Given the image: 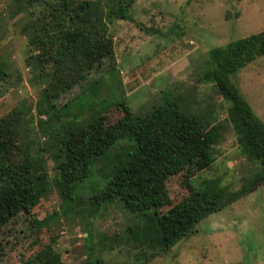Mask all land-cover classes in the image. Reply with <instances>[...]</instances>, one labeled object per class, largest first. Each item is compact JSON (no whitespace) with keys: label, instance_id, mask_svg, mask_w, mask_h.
I'll list each match as a JSON object with an SVG mask.
<instances>
[{"label":"trees","instance_id":"trees-1","mask_svg":"<svg viewBox=\"0 0 264 264\" xmlns=\"http://www.w3.org/2000/svg\"><path fill=\"white\" fill-rule=\"evenodd\" d=\"M14 1L28 19L24 25L31 49L27 66L41 90L36 115L22 106L0 119V230L22 213L32 215L38 201L53 189L62 197L65 210H72L82 200L84 184L97 175L100 181L92 184L84 217L92 225L103 206L115 202L142 216L141 223L125 229L124 237L115 234L111 241L141 252L148 264L171 252L204 219L264 185V121L230 79L264 56V31L214 48L207 55L199 82L214 85L228 104L227 124L218 121L214 110L206 111L192 98L170 91H164L158 104L148 111L136 113L122 98L123 92L112 101L103 96L107 86L103 76L89 80L114 61L110 24L129 21L137 0ZM36 6L40 8L38 15L33 12ZM117 73L116 68L108 70L110 95L123 85ZM6 76L0 68V79ZM74 90H80L79 95L60 106L59 101ZM85 98H89L86 106ZM113 109L123 116L94 130L90 138L77 141ZM229 126L242 154L259 169L238 191L223 187L220 180H205L197 189L192 187L184 201L162 212L172 203L170 179L190 173L194 166L200 171L211 166ZM193 127L198 133L181 140ZM36 128L48 139L41 150L44 154L34 151L31 136ZM47 155L54 162V175ZM148 216L154 219L145 224ZM58 218L55 212L35 219V223L45 228ZM93 237L88 229L87 240ZM36 258L39 264H62L51 244ZM84 264L104 261L94 260L89 248Z\"/></svg>","mask_w":264,"mask_h":264},{"label":"rangeland","instance_id":"rangeland-1","mask_svg":"<svg viewBox=\"0 0 264 264\" xmlns=\"http://www.w3.org/2000/svg\"><path fill=\"white\" fill-rule=\"evenodd\" d=\"M19 10L14 0H0V68L8 73L0 79V119L22 106L36 115L35 104L41 90L33 70L27 66L31 49L24 25L28 19ZM33 12L38 15L40 8L36 6ZM263 31L264 0H137L129 21L110 24L115 40L114 61L89 80L103 76L107 83L103 96L112 101L123 92L122 98L136 113L148 111L158 104L164 91H170L192 98L206 111L214 110L218 121L227 123L228 104L214 85L199 82L207 55L214 48ZM111 68L117 69L123 84L114 95L109 94ZM230 79L264 121V56L232 74ZM79 93L80 90H74L59 105ZM88 101L89 98L83 99V104L86 106ZM122 116L119 110L109 111L81 133L77 141L90 138L96 129ZM197 133L198 128H189L181 140ZM31 138L34 151L42 153L48 139L38 128L33 129ZM48 156L49 170L54 175V162ZM258 169V164L242 154L236 134L229 126L222 143L216 147L211 166L203 171L194 166L190 173L170 179L172 203L162 212L184 201L193 188L208 179L220 180L223 187L238 191ZM96 181H100L97 175L84 184L82 200L72 210H65L62 197L53 189L38 201L32 215L22 213L1 229L0 264H39L36 255L50 244L62 264H84L89 248L93 259H101L104 264H146L141 252L111 241L115 234L124 237L125 229L141 223L142 216L115 202L103 206L92 219V225L84 217ZM55 212L59 218L49 227L39 228L35 223V219L42 220ZM153 217H146L145 224ZM88 229L94 235L90 241ZM197 230L190 239H183L171 252L148 264H264V185L204 219Z\"/></svg>","mask_w":264,"mask_h":264},{"label":"water","instance_id":"water-1","mask_svg":"<svg viewBox=\"0 0 264 264\" xmlns=\"http://www.w3.org/2000/svg\"><path fill=\"white\" fill-rule=\"evenodd\" d=\"M199 232V230H195L192 233L188 234L187 237L185 238V240L190 239L193 235L197 234Z\"/></svg>","mask_w":264,"mask_h":264}]
</instances>
